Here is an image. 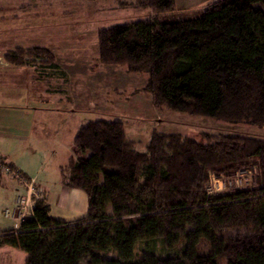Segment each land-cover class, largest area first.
<instances>
[{
    "label": "trees",
    "instance_id": "16d2710c",
    "mask_svg": "<svg viewBox=\"0 0 264 264\" xmlns=\"http://www.w3.org/2000/svg\"><path fill=\"white\" fill-rule=\"evenodd\" d=\"M116 7L148 14L100 28L98 64L146 76L141 92L154 109L264 128V0H218L173 20L175 0ZM27 53L53 58L43 47ZM205 136L153 131L138 151L122 123L88 122L65 181L85 194L86 216L55 221L35 200L34 217L0 234V248L24 253V264H264V140ZM249 169L248 188L207 195L209 174ZM202 240L207 255L197 254Z\"/></svg>",
    "mask_w": 264,
    "mask_h": 264
},
{
    "label": "rangeland",
    "instance_id": "374dc122",
    "mask_svg": "<svg viewBox=\"0 0 264 264\" xmlns=\"http://www.w3.org/2000/svg\"><path fill=\"white\" fill-rule=\"evenodd\" d=\"M215 1L218 0H175L168 19L193 16ZM116 4L117 0H0V79L9 74L11 81L19 83V96L13 103L26 104L28 113L59 115L65 119L62 123L69 124V130L70 124L78 129L90 121L120 122L126 137L137 143L138 151L144 150L153 131L181 134L197 141L205 135L264 140V128L154 109L141 92L146 76L127 74L119 67L95 66L98 27L134 21L148 14V10L118 9ZM36 46L52 54L57 68L48 66L52 63L49 57L27 53ZM19 62L25 66L21 70L16 64ZM10 112L2 111L0 118ZM66 129L61 133L66 134ZM4 136L8 138L4 133L0 139ZM70 144L67 138L69 148L44 152L29 148L23 162L33 163V167L28 165L33 171L39 168L42 176L54 181L60 162L74 154ZM219 179L225 180L221 176ZM207 185L208 180L205 191ZM50 205L52 215L56 214ZM107 212L111 214L109 207ZM209 224L216 230L223 227L213 221ZM208 253V244L202 240L197 254ZM217 262L226 264L224 259Z\"/></svg>",
    "mask_w": 264,
    "mask_h": 264
},
{
    "label": "crops",
    "instance_id": "0c3cea01",
    "mask_svg": "<svg viewBox=\"0 0 264 264\" xmlns=\"http://www.w3.org/2000/svg\"><path fill=\"white\" fill-rule=\"evenodd\" d=\"M100 28L98 27V30ZM93 64L95 66L99 65L97 62V47ZM55 65L57 68V64ZM17 67L21 70L25 66ZM18 86V82L10 80L9 74L0 79V93L2 94L0 114L5 110L11 111L0 118V134L6 133L8 138H14L8 139L4 136L3 139H0V160L6 162L15 172L19 173L24 181L30 183V189L33 192H38L40 198L38 196L35 199L31 197L32 203L34 204L35 200L44 202L48 206L49 216L53 220L63 223L80 220L87 214V198L81 191L68 188L65 184L69 161L74 158V154L68 156L65 162H60L56 170L57 178L54 181H49L47 176H42L39 168L33 171V168L28 166L33 167V163L27 161L26 164L23 162V158L25 156L26 159L29 148H35L41 152L50 148L54 150L58 148L65 149L67 138H70V147L74 152L73 141L81 127L76 129L73 124H70L69 130V124L62 123L65 119H61L59 115L51 112L45 114L28 113L25 111L27 109L26 104L21 106L20 103H13L19 96ZM52 117L53 120H51ZM66 121H68L67 118ZM65 128H67V132L62 134L61 132ZM67 148L69 147L67 146ZM26 194L27 188L20 181L12 176L0 175V234L19 230L21 222L15 218L16 213L11 219L5 218L3 211L8 209L13 212L15 198L17 196L25 197ZM29 195L31 196L32 192ZM50 204L54 206L57 212L54 215H52ZM24 258V253L18 250L10 247L0 248V264H24Z\"/></svg>",
    "mask_w": 264,
    "mask_h": 264
},
{
    "label": "built area",
    "instance_id": "2783aa9c",
    "mask_svg": "<svg viewBox=\"0 0 264 264\" xmlns=\"http://www.w3.org/2000/svg\"><path fill=\"white\" fill-rule=\"evenodd\" d=\"M253 174V169L243 170L237 172L233 177L227 178L224 181L220 180L219 176L209 174L206 193L208 196L214 197L240 191L253 183ZM0 175L12 176L27 188V194L25 197L17 196L15 198L13 212H10L8 209L3 211L4 217L13 219L14 213H16L17 216H15V218L21 223L26 219L33 218L34 204L32 203L31 197H34V199L37 198L38 192H33L30 189V183L24 181L19 173L15 172L6 162L1 160ZM30 192H32L31 196L29 195Z\"/></svg>",
    "mask_w": 264,
    "mask_h": 264
}]
</instances>
